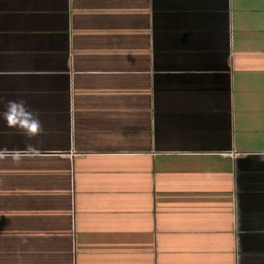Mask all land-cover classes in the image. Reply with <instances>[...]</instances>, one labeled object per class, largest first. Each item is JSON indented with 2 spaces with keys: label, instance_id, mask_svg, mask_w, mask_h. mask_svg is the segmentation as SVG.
<instances>
[{
  "label": "crops",
  "instance_id": "obj_1",
  "mask_svg": "<svg viewBox=\"0 0 264 264\" xmlns=\"http://www.w3.org/2000/svg\"><path fill=\"white\" fill-rule=\"evenodd\" d=\"M0 98V264H264V0H0Z\"/></svg>",
  "mask_w": 264,
  "mask_h": 264
},
{
  "label": "clouds",
  "instance_id": "obj_2",
  "mask_svg": "<svg viewBox=\"0 0 264 264\" xmlns=\"http://www.w3.org/2000/svg\"><path fill=\"white\" fill-rule=\"evenodd\" d=\"M5 101L0 98V104ZM0 119H2L6 126L10 129H15L24 135L26 143L22 149H7L0 148V160L10 159L14 164H20L25 159H34L40 156V150L29 143L36 137L44 133L43 125L39 119V114L34 113L26 107L24 100H9L6 102V107L0 111ZM264 163V151L252 153Z\"/></svg>",
  "mask_w": 264,
  "mask_h": 264
}]
</instances>
